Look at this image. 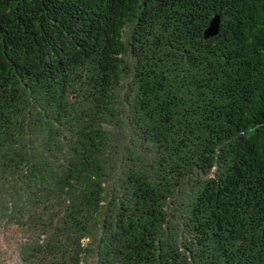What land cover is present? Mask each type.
Wrapping results in <instances>:
<instances>
[{"label": "trees", "instance_id": "trees-1", "mask_svg": "<svg viewBox=\"0 0 264 264\" xmlns=\"http://www.w3.org/2000/svg\"><path fill=\"white\" fill-rule=\"evenodd\" d=\"M2 236L16 264H264V0H0Z\"/></svg>", "mask_w": 264, "mask_h": 264}, {"label": "rangeland", "instance_id": "rangeland-1", "mask_svg": "<svg viewBox=\"0 0 264 264\" xmlns=\"http://www.w3.org/2000/svg\"><path fill=\"white\" fill-rule=\"evenodd\" d=\"M17 251L14 240L10 237L1 238L0 243V264H16L18 263Z\"/></svg>", "mask_w": 264, "mask_h": 264}, {"label": "water", "instance_id": "water-1", "mask_svg": "<svg viewBox=\"0 0 264 264\" xmlns=\"http://www.w3.org/2000/svg\"><path fill=\"white\" fill-rule=\"evenodd\" d=\"M219 30V18L215 16L212 18L208 28L204 31L205 37L214 36Z\"/></svg>", "mask_w": 264, "mask_h": 264}]
</instances>
